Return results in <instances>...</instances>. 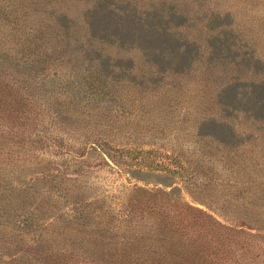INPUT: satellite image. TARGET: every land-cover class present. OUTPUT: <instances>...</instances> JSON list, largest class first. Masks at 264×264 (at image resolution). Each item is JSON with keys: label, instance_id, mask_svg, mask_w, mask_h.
Here are the masks:
<instances>
[{"label": "rangeland", "instance_id": "obj_1", "mask_svg": "<svg viewBox=\"0 0 264 264\" xmlns=\"http://www.w3.org/2000/svg\"><path fill=\"white\" fill-rule=\"evenodd\" d=\"M29 1L0 0V264H264V0Z\"/></svg>", "mask_w": 264, "mask_h": 264}, {"label": "trees", "instance_id": "obj_2", "mask_svg": "<svg viewBox=\"0 0 264 264\" xmlns=\"http://www.w3.org/2000/svg\"><path fill=\"white\" fill-rule=\"evenodd\" d=\"M29 2V0H17L15 3V10L17 11L20 9L22 13H28L30 9Z\"/></svg>", "mask_w": 264, "mask_h": 264}]
</instances>
